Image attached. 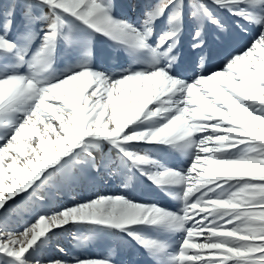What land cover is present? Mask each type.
<instances>
[{"label": "snow or ice", "instance_id": "1", "mask_svg": "<svg viewBox=\"0 0 264 264\" xmlns=\"http://www.w3.org/2000/svg\"><path fill=\"white\" fill-rule=\"evenodd\" d=\"M114 12L113 0H0V264H41L61 229L84 233L78 244L130 238L154 264H264V0H149L136 24ZM221 13L256 34L212 69L206 32L228 33ZM97 35L127 61L101 67ZM61 44L73 58L57 70ZM172 151L184 167L154 155ZM139 177L179 210L126 191L36 212L46 192L97 178L134 190ZM21 214L36 218L11 230Z\"/></svg>", "mask_w": 264, "mask_h": 264}, {"label": "rangeland", "instance_id": "2", "mask_svg": "<svg viewBox=\"0 0 264 264\" xmlns=\"http://www.w3.org/2000/svg\"><path fill=\"white\" fill-rule=\"evenodd\" d=\"M3 2L4 6L7 7L10 0H3ZM113 2L115 4L114 14L117 18L136 24L139 23L143 7L149 0H113ZM219 15L229 31L227 34L218 35L216 29L212 26L209 25L207 28L206 39L213 53L209 63V68L212 69L222 67L223 59L229 52L240 50L256 34L255 29L252 30L251 34L241 33L236 27L233 18L226 13ZM190 33L191 25H189L183 38L185 52L190 40ZM225 36H230L231 39H225ZM93 45L98 51L104 53L102 60L98 61L101 67L115 68L117 65L127 61L125 54L104 36L97 35L93 40ZM72 58V55L66 52L64 45L61 44L58 50L57 70H61ZM154 155L162 156L169 164L179 167H184L187 160L183 154L174 151ZM126 191L133 198L142 202L157 203L173 211L179 210L180 207L179 201L154 187L143 177H139L134 190L123 188L115 179L97 178L83 180L72 184L70 187H61L59 191L46 192L45 195L48 198L44 201L42 207L36 209V212L43 214L57 211L66 206L83 203L96 195H120ZM16 199L19 200L20 197L17 196ZM35 218V215H12L10 217V228L11 230H22L25 222L33 221ZM57 231L60 234L55 236L49 245L42 249L37 256L41 264H48L50 259L71 261L73 257L102 259L105 258L110 250L112 251L111 259L114 264H154L148 253L130 238L98 234L94 239L78 244V241L73 239V236H83L85 235L84 233L75 229L69 232H64L62 229ZM147 234L154 235L150 232ZM178 241L179 236L176 237V242ZM60 248L64 249L63 253L59 251Z\"/></svg>", "mask_w": 264, "mask_h": 264}]
</instances>
